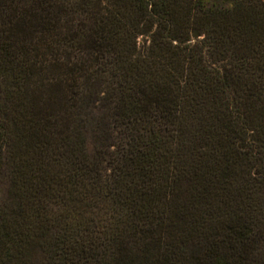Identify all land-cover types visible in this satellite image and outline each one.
Returning a JSON list of instances; mask_svg holds the SVG:
<instances>
[{
	"label": "trees",
	"instance_id": "1",
	"mask_svg": "<svg viewBox=\"0 0 264 264\" xmlns=\"http://www.w3.org/2000/svg\"><path fill=\"white\" fill-rule=\"evenodd\" d=\"M5 170L0 264H264V0H0Z\"/></svg>",
	"mask_w": 264,
	"mask_h": 264
},
{
	"label": "rangeland",
	"instance_id": "2",
	"mask_svg": "<svg viewBox=\"0 0 264 264\" xmlns=\"http://www.w3.org/2000/svg\"><path fill=\"white\" fill-rule=\"evenodd\" d=\"M102 108L95 99L85 101L82 109L76 114L73 120L74 128L82 133L85 139L86 150L89 156H93L98 148L103 147L105 140L102 135V127L99 124ZM11 184L8 170H5L0 178V201L7 205L11 201ZM33 264H45L43 252L35 249L31 253Z\"/></svg>",
	"mask_w": 264,
	"mask_h": 264
}]
</instances>
